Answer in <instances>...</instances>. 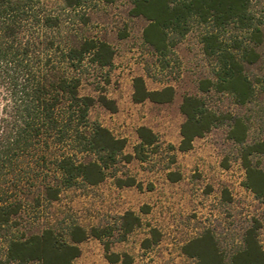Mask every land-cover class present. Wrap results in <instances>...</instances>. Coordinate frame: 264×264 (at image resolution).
<instances>
[{"label":"trees","instance_id":"16d2710c","mask_svg":"<svg viewBox=\"0 0 264 264\" xmlns=\"http://www.w3.org/2000/svg\"><path fill=\"white\" fill-rule=\"evenodd\" d=\"M84 1L63 0L65 7ZM130 12L148 21L143 38L160 57L194 24L201 28L203 52L214 60V79L198 83L203 94L225 93L234 104L244 105L264 91V0H132ZM60 24V16L40 0H0V264H72L80 254L79 243L89 236L111 235L103 228L87 230L75 220L61 231L46 227L18 233L16 217L28 201L39 205L42 200H57L62 189L96 185L117 162L133 157L142 161L158 145L157 135L142 125L136 129L139 142L133 154H124V138L88 119L95 102L117 110L115 101L102 93L96 97L79 93L81 73L88 65L109 66L113 49L95 38L70 41L59 34ZM259 63L262 70L251 73L249 68ZM132 87L134 103L146 99L164 103L173 97L171 86L149 90L141 76L133 78ZM179 109L184 115L179 151L189 150L195 137L228 119V137L244 144L240 156L244 185L260 200L264 217V168L250 158L264 156V129L246 143V122L235 112L217 113L198 95H184ZM168 177L178 179L174 172ZM134 184L132 177L115 178L118 187ZM140 225L139 215L126 211L118 239ZM257 226L256 222L245 229L241 245L229 255L210 231L188 241L183 252L194 259L192 264H264ZM149 234L143 241L146 247L160 235L154 227ZM104 253L110 263L133 262L126 252L109 251L108 242Z\"/></svg>","mask_w":264,"mask_h":264},{"label":"rangeland","instance_id":"374dc122","mask_svg":"<svg viewBox=\"0 0 264 264\" xmlns=\"http://www.w3.org/2000/svg\"><path fill=\"white\" fill-rule=\"evenodd\" d=\"M40 2L60 16V35L66 34L70 41L103 40L113 49L109 66L88 65L81 73L79 93L94 97L102 93L115 101L117 110L111 112L95 102L88 110V119L124 138V154H133L139 142L136 129L142 125L157 135L158 145L142 161L133 157L129 162H117L96 185L62 189L57 200H42L39 205L28 201L16 217L15 230L29 234L53 227L61 231L65 223L75 220L87 230L97 227L112 232L102 239L89 236L79 243L80 254L72 264H114L105 258L104 242L109 243L111 252L128 253L132 264H192L194 259L183 252L191 239L210 231L219 248L229 255L241 245L245 229L256 222L257 238L264 249L263 205L244 185L240 159L244 144L228 137V119L195 137L189 150L176 148L184 120L179 109L184 95L202 96L217 113L238 114L248 125L249 143L264 129V91L244 105L234 104L225 93L211 90L203 94L198 83L204 78L214 79V60L203 52L201 28L196 24L184 36L175 38V44L160 57L144 41L143 29L148 21L131 14L132 0H85L77 7H65L63 0ZM262 66L253 65L249 71L257 74ZM135 76H141L149 90L171 86V101L146 99L134 103L131 94ZM250 158L264 168V156ZM168 172L177 174L178 179L171 181ZM118 177H132L140 185L118 187ZM126 211L139 215L141 225L119 240V224ZM150 227L160 235L146 247L143 241L150 238Z\"/></svg>","mask_w":264,"mask_h":264}]
</instances>
